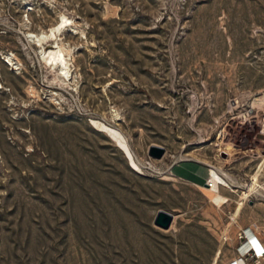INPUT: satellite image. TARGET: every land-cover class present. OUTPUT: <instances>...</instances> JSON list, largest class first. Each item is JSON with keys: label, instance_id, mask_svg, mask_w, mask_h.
<instances>
[{"label": "rangeland", "instance_id": "obj_1", "mask_svg": "<svg viewBox=\"0 0 264 264\" xmlns=\"http://www.w3.org/2000/svg\"><path fill=\"white\" fill-rule=\"evenodd\" d=\"M263 97L264 0H0V264H257Z\"/></svg>", "mask_w": 264, "mask_h": 264}, {"label": "bare ground", "instance_id": "obj_2", "mask_svg": "<svg viewBox=\"0 0 264 264\" xmlns=\"http://www.w3.org/2000/svg\"><path fill=\"white\" fill-rule=\"evenodd\" d=\"M61 29H62L61 28V25H59V26L51 29V32L50 33H47V34L46 33H41V34L32 33V35L34 36V39L38 41V43L39 42L41 43V41L44 38L48 37V36H53V37L57 36V31H60ZM66 51L70 53V49L66 46V44L64 42H62V44H59V43L57 44L56 49L54 48L53 50H50L48 52H46L45 50L43 52L42 51L41 52H42V55L44 57H46L47 59H50L51 60L52 65H57L59 67L60 76H67L68 77L70 75L71 68H70L69 60H68V58L66 56ZM7 62H9V63L12 62L13 63L12 58H9ZM61 82H63V81H61ZM36 92L37 91H34L33 93L36 94ZM206 182H207V180H206ZM250 234H251V232H250ZM251 243H252L251 241H249L248 243H246L245 247H243V250L245 248H248L251 245ZM242 252L244 253V251H242ZM237 257H239L241 259H238L234 264H246L247 263L246 260H245V258L242 255H239ZM244 262H246V263H244Z\"/></svg>", "mask_w": 264, "mask_h": 264}, {"label": "water", "instance_id": "obj_3", "mask_svg": "<svg viewBox=\"0 0 264 264\" xmlns=\"http://www.w3.org/2000/svg\"><path fill=\"white\" fill-rule=\"evenodd\" d=\"M166 148L162 145L152 144L149 147V154L151 156L160 158L164 155ZM174 220V215L168 210L160 209L154 219L156 225L162 228H169Z\"/></svg>", "mask_w": 264, "mask_h": 264}, {"label": "built area", "instance_id": "obj_4", "mask_svg": "<svg viewBox=\"0 0 264 264\" xmlns=\"http://www.w3.org/2000/svg\"><path fill=\"white\" fill-rule=\"evenodd\" d=\"M262 113L260 117L262 131L264 133V97L262 100ZM242 237L246 238L247 243L251 241V245L248 247V251H251V255L254 258V261L258 264L261 263V260L264 261V245L261 241L254 235L249 236L247 232H244Z\"/></svg>", "mask_w": 264, "mask_h": 264}, {"label": "crops", "instance_id": "obj_5", "mask_svg": "<svg viewBox=\"0 0 264 264\" xmlns=\"http://www.w3.org/2000/svg\"><path fill=\"white\" fill-rule=\"evenodd\" d=\"M200 180L201 181H203L204 179L203 178H200ZM262 188H264L263 186H262ZM257 237V236H256ZM261 243L264 245V243L261 241Z\"/></svg>", "mask_w": 264, "mask_h": 264}]
</instances>
